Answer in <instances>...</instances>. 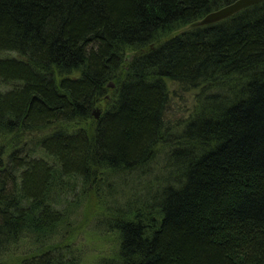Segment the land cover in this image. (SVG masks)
Here are the masks:
<instances>
[{
	"label": "trees",
	"instance_id": "16d2710c",
	"mask_svg": "<svg viewBox=\"0 0 264 264\" xmlns=\"http://www.w3.org/2000/svg\"><path fill=\"white\" fill-rule=\"evenodd\" d=\"M231 1L0 0V251L36 244L13 264H76L107 175L161 154L90 264H264V0L193 24ZM177 84L196 103L173 127Z\"/></svg>",
	"mask_w": 264,
	"mask_h": 264
},
{
	"label": "rangeland",
	"instance_id": "374dc122",
	"mask_svg": "<svg viewBox=\"0 0 264 264\" xmlns=\"http://www.w3.org/2000/svg\"><path fill=\"white\" fill-rule=\"evenodd\" d=\"M195 103L196 90L185 89L177 84L171 92L170 104L166 114L167 122L173 127L181 125L179 122H182L192 113ZM96 109L101 108L96 107L94 111ZM162 155L145 169L140 168L133 172L128 171L107 175L100 190L102 202L100 201V207L96 211L97 214L86 226L82 225V228L79 227L78 233L70 241L69 247L64 248L66 256H76V264H90L96 263L101 258L110 256L116 251L119 236L116 230L108 229L110 228L109 222L115 221V218L119 216L128 215L129 207L133 208L135 201L145 196L147 192L151 195L155 191L159 181L158 176L162 166H164ZM37 156H40V154ZM41 156L48 159V155L43 154ZM151 182L152 184L148 186ZM71 186L75 190L71 189L69 191L68 200H71L73 197L78 198L81 195L82 182L80 179H74V184ZM68 200L65 199V201ZM86 201V198L82 199L79 205L80 215H76L75 217H81ZM35 248L36 244L31 237H26L17 244L10 242L5 250L3 248L0 251V264H13L16 253L18 255H27Z\"/></svg>",
	"mask_w": 264,
	"mask_h": 264
},
{
	"label": "water",
	"instance_id": "95a60500",
	"mask_svg": "<svg viewBox=\"0 0 264 264\" xmlns=\"http://www.w3.org/2000/svg\"><path fill=\"white\" fill-rule=\"evenodd\" d=\"M262 0H233L225 5H222L216 9H213L209 11L205 16H203L201 19L196 20L193 22V24H207L211 23L217 20H220L222 18H225L227 16L232 15L236 11L250 5L256 2H259ZM113 84V83H111ZM94 114L96 117H99L100 115V110L96 109L94 111Z\"/></svg>",
	"mask_w": 264,
	"mask_h": 264
}]
</instances>
